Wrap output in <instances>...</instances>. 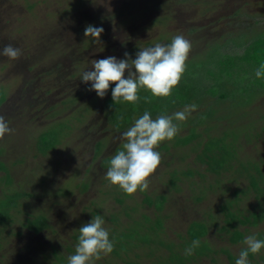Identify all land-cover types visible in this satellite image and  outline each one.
Segmentation results:
<instances>
[{"label":"rangeland","instance_id":"374dc122","mask_svg":"<svg viewBox=\"0 0 264 264\" xmlns=\"http://www.w3.org/2000/svg\"><path fill=\"white\" fill-rule=\"evenodd\" d=\"M117 9L126 11L111 16ZM97 10L103 16L96 21L103 28L100 43H85L86 62L73 66L71 75V60L57 53L61 46L53 45L54 54L42 47L43 41L50 45L58 32L76 43L84 34L76 26L84 19L95 21ZM251 21L254 27L247 24ZM1 27L2 46L19 48L24 59L0 56V116L13 130L0 139V264H61L53 250L73 254L68 249L75 248L78 229L97 214L103 216L113 250L94 264H235L246 245L244 239L230 241L234 229L246 230L244 238L264 237V220L254 224L264 214V177H258V185L255 181L259 167L264 170V91L247 105L222 101L216 93L189 97L190 90L196 97L208 71L204 62L210 46H220L223 60L237 59L264 34V0H0ZM178 34L191 47L185 71L168 97L141 88L135 104L114 103L111 84L99 98L79 80L95 59L124 58L125 52L134 59L139 49L170 43ZM27 58L33 60L31 70H23ZM62 60L67 64L61 72L69 74L60 77L65 90L49 91L53 83L46 82L58 74L52 77L48 71H57ZM203 76L208 91L213 77ZM178 91L187 94L181 105ZM197 103L185 121H173L179 128L175 138L156 148L161 160L145 192L127 196L109 184L108 160L121 149V133L135 118L145 110L153 119L172 115ZM210 108L216 111L212 118L207 117ZM234 152L228 170L215 174L210 165L220 166ZM6 169L12 182H6ZM248 218L253 223H246ZM194 221L210 223L208 233L186 256ZM34 227L44 231L35 234ZM248 261L264 264V248Z\"/></svg>","mask_w":264,"mask_h":264},{"label":"clouds","instance_id":"9594fccd","mask_svg":"<svg viewBox=\"0 0 264 264\" xmlns=\"http://www.w3.org/2000/svg\"><path fill=\"white\" fill-rule=\"evenodd\" d=\"M102 33L103 28L99 26L87 25L84 28V36L93 44L100 43ZM190 47V42L178 34L170 43H155L139 49L134 59H130L127 52L124 58L107 56L95 59L90 69L81 72L79 80L99 98L106 95L111 84L114 103L135 104L140 99L138 90L141 88L153 96L168 97L185 71ZM20 55V49L11 44L0 49V56L9 59L14 60ZM253 74L258 80L264 79V63L259 64ZM195 108V104L185 105L181 111L172 115L160 114L155 119L145 110L135 118L131 126L121 133V149L108 160L105 178L109 184L128 195L145 192L149 187V177L160 164L161 155L156 148L178 134V125L173 121H185ZM12 131L8 121L0 116V139ZM104 223L103 216L97 214L80 226L75 251L67 257V264H94L102 255L112 252L113 240L109 238ZM243 243L246 247L239 252L235 264H249V253L256 254L264 248V239H257L255 234L246 236ZM199 244L198 239H193L184 249V254L191 255Z\"/></svg>","mask_w":264,"mask_h":264},{"label":"trees","instance_id":"16d2710c","mask_svg":"<svg viewBox=\"0 0 264 264\" xmlns=\"http://www.w3.org/2000/svg\"><path fill=\"white\" fill-rule=\"evenodd\" d=\"M123 11H126V10H123ZM123 11H120L118 9L116 11H112L113 14L111 16H116L119 13L121 14ZM95 12H97V14L100 15V16L95 18V21L91 20V19H84L79 25L76 26L78 29H80L81 32H84V28L87 25L97 26L96 21L100 22V19L103 18L100 10L99 11L97 10ZM73 24L74 23L71 22V24H69V25H73ZM100 24L101 23H99L98 25H100ZM247 24L250 25L249 27H254V23L252 21L247 22ZM65 29L67 30V24L66 23H65ZM0 30L1 31L4 30L3 27H1ZM81 32H79V33H81ZM65 35H66V33L61 35L58 32H56L48 40L49 42L51 41V44H50L51 48H50V45L45 42V40L43 41L44 44L42 47H44V45H46L50 49V52L55 54V49H52L53 45H56V47H57V45H60L61 48L57 50V53H58V55H60L61 59L67 58V59L71 60V67L69 70H71V69L72 70L69 74L75 75L73 73L74 70L72 67L73 66L78 67L80 65L85 64L86 60H84V58H85V55H88L87 50H84V49H86L85 43H87L90 40V38L85 37L84 34H82L83 37L79 36L78 41L76 43H74V42H70L71 39L63 40ZM242 35L245 36L244 34H242ZM18 39H20V41H23L24 37H20ZM234 41H235L234 39H231L230 42H234ZM39 43H42V41L39 40ZM243 44L244 43H241L240 45H243ZM2 45H3V41L0 38L1 48L4 47ZM210 47H211V50H209V55L206 58V61L204 62L205 64L209 65V67H207L208 71L204 72L202 74L200 80H199L200 86H199V90H197V93H196L198 96L196 95V97H193V94H191V92L193 90L192 91L190 90V96L189 97L191 98V100H194L196 98L200 99L201 97H204L205 93L207 92L209 94H215L216 93L219 95V97L222 99V101L229 100L231 102V104L247 105V104L251 103L252 101H254V99L260 93H262L264 91V79L258 80L255 78V76L253 74L254 69L259 64L264 63V34L257 36L254 39L253 44L250 45L245 50V53L243 55H240L239 57H237V59L231 58L229 60H223L224 55L222 54V52H221V54H219V52H218V49H220V46H218L217 44H214ZM78 52H79L78 57H79V55H80V57L76 61V53H78ZM81 55H82V57H81ZM41 56H44L43 51L41 52L39 57H41ZM7 59H8V57H7ZM23 59H24V57L20 58V56H19L15 60H17L21 63L23 61ZM27 60H30V62L27 63L26 62ZM27 60H24V62L22 63V67L24 66L23 70H31L32 69L30 63L33 60L31 58H27ZM65 63L67 64L66 61L62 60L58 64V61H57V64H56L57 65V67H56L57 71L52 70V69H51L52 71L51 70L48 71V74L52 77L55 74H58V76L56 77L55 80L48 79L50 81L46 82V83H48V82L53 83L52 85H49V88H48L49 91L50 90H56V89L57 90H60V89L65 90L63 87V79L64 78H60V77H64V76H67V77L69 76L68 73L66 74L65 72H63V73L61 72V70H62L61 67H63V65ZM210 65H214V67L218 70V72H216L214 70L215 68H211ZM63 74H65V75H63ZM204 74H208L210 77H213V80H212L213 84H211L210 89H207L208 91L204 90L205 87H204L203 82H202ZM196 81H197V79L195 78V82ZM196 83H198V82H196ZM242 84H243V86H241ZM185 96H187L186 93H182L181 91H178L177 95H176V97H177L176 103H178L180 105L183 104L182 98ZM200 101L201 100H199V103H200ZM199 103H197L195 105L197 106ZM54 107H55L54 111L56 112L58 110V106L54 105ZM209 112L210 113L207 112V114H208L207 117H209V118H212L216 113L214 108H210ZM198 124L199 123H196L195 125L197 126ZM202 124L203 123H200V125H202ZM195 130H196V128L192 129V132H193L192 136L194 135L193 138L191 136L192 140H194L196 138ZM216 137H219V136H216ZM226 137H227L226 135H223V137H221V139L223 138L222 139L223 145H227L224 143V140L226 139ZM192 140H190V142ZM2 142L3 141L0 142V153L3 151V147L1 146ZM228 147H230V146H228ZM211 153H213V155L214 154L219 155V153L218 152L216 153L215 151H211ZM230 160L235 161V152H234V155L231 156L229 160L221 159L220 161H222V162H221L220 166L217 165V166H214V168H213V165H210V166H212V170L215 174H221V172H223L224 169L228 170L227 168H228V165L230 164V162H229ZM242 166H244V163H242L240 165V167H242ZM263 172H264V170L260 169V167H259L258 176H256L257 179L255 177V181L257 180V185L259 184L258 177H260L261 179H263V177H264ZM9 174L10 173H9L8 169H6L5 177H7V181H6L7 183L12 182V180H9V178H10ZM187 175H189L191 177V176H193V172L189 170V174H187ZM31 196H33V195H30L28 197H31ZM127 196H128V194H127ZM198 201H200V200H198ZM225 210H226V208H225ZM260 220L261 221L264 220V214H261L260 218H258V216H257V218H255L254 224L257 225L260 222ZM234 221L235 220H233L231 222H227L228 223L227 225L230 226L231 225L230 223H233ZM194 222H196V223H194V225L192 227H190L188 232H187V235L189 236L188 240H189L190 244H191V241L193 239H198L200 242L203 241V238L208 233V226L210 224V223L208 225L205 224L208 222H200V221H194ZM2 223H5V222L3 221ZM246 223H253V222H251V220L248 218ZM197 224H202L201 229L196 228ZM50 227H52V226H50ZM203 229H204V231L202 232ZM34 230H35L34 231L35 234H39L42 231H44V229H40V228H36V227H34ZM223 231H224V229H223ZM227 231L230 232L229 230H227ZM234 233H235V235L233 237ZM245 234H246V230H244V232H242L241 230L234 229L230 241L237 242V241L243 240ZM259 239H264L262 234H261V236H259ZM203 242H205V241H203ZM74 251H75L74 247H70V249H68V252H74ZM52 255L58 256V261H60V262L62 261L61 264H66L65 261L67 262V257H68L67 253L65 255L62 252L58 251L57 249H54L52 252ZM248 256H253V254L249 253ZM31 259H32V263H34L35 258L31 257ZM19 264H23V262H21Z\"/></svg>","mask_w":264,"mask_h":264}]
</instances>
